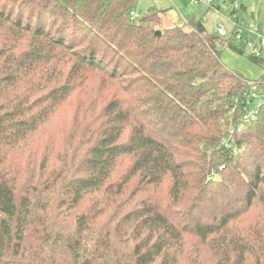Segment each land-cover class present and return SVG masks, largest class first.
<instances>
[{"label":"trees","instance_id":"16d2710c","mask_svg":"<svg viewBox=\"0 0 264 264\" xmlns=\"http://www.w3.org/2000/svg\"><path fill=\"white\" fill-rule=\"evenodd\" d=\"M134 1L0 0V264H264V79Z\"/></svg>","mask_w":264,"mask_h":264},{"label":"rangeland","instance_id":"374dc122","mask_svg":"<svg viewBox=\"0 0 264 264\" xmlns=\"http://www.w3.org/2000/svg\"><path fill=\"white\" fill-rule=\"evenodd\" d=\"M243 4L246 6V10L239 11V17L243 23L242 36L245 40L261 48L262 53L260 56L264 58V0H243ZM154 7L161 10L164 9L167 12L172 11L174 13L181 12L184 15H195L197 19L203 20L208 30L215 33H217L219 24H223L228 30L232 28L227 18L228 12L223 11L222 13H218L203 4L195 6L186 0H135L133 11L138 15H144ZM258 33L262 35V38L258 36ZM237 45L244 53L239 54L230 49H225L221 56L223 63L251 81L264 79V66L252 63L249 57L253 53L247 48L245 43L238 40ZM259 91L260 93H264V89H260ZM64 111L65 109L63 108L43 129L42 133L45 136L53 134L58 129L59 125L64 121V117H62ZM66 112L67 110L65 114ZM131 163L132 159L124 158L120 162L119 173L124 174Z\"/></svg>","mask_w":264,"mask_h":264},{"label":"built area","instance_id":"2783aa9c","mask_svg":"<svg viewBox=\"0 0 264 264\" xmlns=\"http://www.w3.org/2000/svg\"><path fill=\"white\" fill-rule=\"evenodd\" d=\"M187 2L195 5H205L211 10H214L215 12L222 13L223 11L228 12V20L231 23L232 28L226 29L223 24H219L217 28V34L221 38H228L232 34L235 36V39L238 41L245 43L247 48L250 49V51L255 56H260L262 53V49L259 48L257 45L253 44L252 42H249L245 40L242 36L243 31V23L240 20L239 17V11L241 10V3L239 1L232 0H186ZM138 16V14L135 11L131 12V17L135 19ZM258 36L262 38V35L258 33ZM251 98L256 101L257 105H261L264 103V96H259L257 93H253ZM257 110H251L249 113L245 116L244 120H250L254 115L256 114Z\"/></svg>","mask_w":264,"mask_h":264},{"label":"crops","instance_id":"0c3cea01","mask_svg":"<svg viewBox=\"0 0 264 264\" xmlns=\"http://www.w3.org/2000/svg\"><path fill=\"white\" fill-rule=\"evenodd\" d=\"M162 10H164V9H162ZM164 12H165V22L167 25H173V24H177V23L180 24L182 19H185L187 16H191V15H184L181 12L174 13L172 11L167 12L166 10H164Z\"/></svg>","mask_w":264,"mask_h":264},{"label":"water","instance_id":"95a60500","mask_svg":"<svg viewBox=\"0 0 264 264\" xmlns=\"http://www.w3.org/2000/svg\"><path fill=\"white\" fill-rule=\"evenodd\" d=\"M157 35H161V32H160V31H158V32H157Z\"/></svg>","mask_w":264,"mask_h":264}]
</instances>
